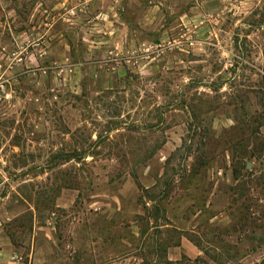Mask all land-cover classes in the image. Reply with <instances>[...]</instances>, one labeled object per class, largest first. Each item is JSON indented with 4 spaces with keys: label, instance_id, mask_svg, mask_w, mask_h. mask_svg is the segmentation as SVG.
<instances>
[{
    "label": "rangeland",
    "instance_id": "1",
    "mask_svg": "<svg viewBox=\"0 0 264 264\" xmlns=\"http://www.w3.org/2000/svg\"><path fill=\"white\" fill-rule=\"evenodd\" d=\"M0 264H264V0H0Z\"/></svg>",
    "mask_w": 264,
    "mask_h": 264
}]
</instances>
